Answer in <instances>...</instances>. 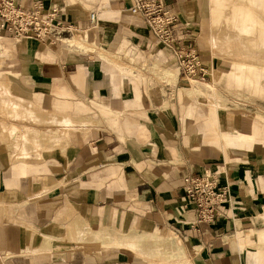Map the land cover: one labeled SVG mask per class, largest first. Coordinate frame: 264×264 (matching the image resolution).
Segmentation results:
<instances>
[{
	"label": "crops",
	"instance_id": "1",
	"mask_svg": "<svg viewBox=\"0 0 264 264\" xmlns=\"http://www.w3.org/2000/svg\"><path fill=\"white\" fill-rule=\"evenodd\" d=\"M38 1L64 31H0V264H264V86L245 95L205 46L202 0H165L206 73L191 87L131 0ZM251 18L232 22L251 35ZM237 38L241 81L264 49ZM199 174L226 189L211 223L185 205Z\"/></svg>",
	"mask_w": 264,
	"mask_h": 264
},
{
	"label": "built area",
	"instance_id": "2",
	"mask_svg": "<svg viewBox=\"0 0 264 264\" xmlns=\"http://www.w3.org/2000/svg\"><path fill=\"white\" fill-rule=\"evenodd\" d=\"M129 13L142 18L147 28L165 46L172 49L180 73L187 83L206 80L200 63V54L195 47H177L172 25L178 20L165 0H131ZM56 8L45 9L35 0L30 9L20 6L18 0H0V31L12 32L14 36L29 35L44 42L65 30L60 22H54ZM94 20V14H90ZM184 198L186 206H196V222L211 223L226 199V189L219 187L215 177L209 174L184 177Z\"/></svg>",
	"mask_w": 264,
	"mask_h": 264
},
{
	"label": "rangeland",
	"instance_id": "3",
	"mask_svg": "<svg viewBox=\"0 0 264 264\" xmlns=\"http://www.w3.org/2000/svg\"><path fill=\"white\" fill-rule=\"evenodd\" d=\"M255 5H262L261 0H251ZM210 4L211 0H202V7H203V16L204 21L207 22L208 25H205V27L202 29V37L204 44L207 48H210L212 50L213 54H218L220 52L225 53L224 58L225 65L226 66H232L231 68V76L233 79H235L239 87H243L247 90H245V95L250 93V89L255 85V83H261L264 86V61L257 60L255 63H252L251 65H254V68L252 71L246 72L245 74H242V76H245V79L238 80L236 77H234V71L236 69V64H240L245 68L246 70L249 69L250 58H242L244 60L248 61H242V60H235L230 53L232 50H234L235 41L238 39V35L241 34L242 36L246 37V42H257L256 40H259V44L257 46H253L251 43H249L250 46L258 49L263 48L264 49V10L261 8H252L250 6V3L246 0H229V2L226 5V16H222L218 20L213 16V14L210 11ZM236 12V16L233 17L232 13ZM242 15V16H241ZM245 16H251V21L254 23L253 26V34L249 35L246 33L245 30V24L240 27H237L235 23L232 21L237 19H240L239 17H242L240 21L244 20ZM228 21V22H227ZM237 23V22H236ZM247 36H252V40L247 38ZM78 40V39H77ZM235 62V64H234ZM240 62V63H239ZM252 62V61H251ZM169 75V74H168ZM186 81V80H185ZM205 81V80H204ZM204 81H191L190 83H187V86L191 87L195 84L202 83ZM238 91V90H237ZM243 93V90L240 91ZM247 101H252L248 99ZM257 98V96H256ZM261 99H258L257 102H261L262 106L264 107V95H261L259 97ZM264 110V109H263ZM258 137V136H256ZM249 145V143H246Z\"/></svg>",
	"mask_w": 264,
	"mask_h": 264
}]
</instances>
